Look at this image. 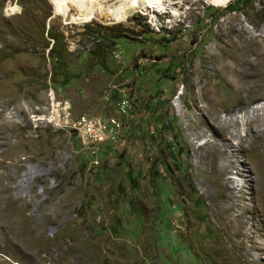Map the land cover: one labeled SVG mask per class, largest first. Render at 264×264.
I'll return each mask as SVG.
<instances>
[{
  "label": "rangeland",
  "instance_id": "374dc122",
  "mask_svg": "<svg viewBox=\"0 0 264 264\" xmlns=\"http://www.w3.org/2000/svg\"><path fill=\"white\" fill-rule=\"evenodd\" d=\"M97 3L80 25L0 0V264H264V0L124 24ZM125 93L98 159L51 118L117 117Z\"/></svg>",
  "mask_w": 264,
  "mask_h": 264
},
{
  "label": "bare ground",
  "instance_id": "6f19581e",
  "mask_svg": "<svg viewBox=\"0 0 264 264\" xmlns=\"http://www.w3.org/2000/svg\"><path fill=\"white\" fill-rule=\"evenodd\" d=\"M97 1H99V0H53V2L55 4V13L57 15H59V14L62 15L66 19V21L69 22V24H80V25L89 24V23L93 22L94 20H96L98 17L104 16V14L102 12L99 13V11H100L99 7L100 6L97 3ZM103 1H105V4H106V6H105L106 7V13H105L106 18L111 19L116 24H124V23L128 22V20L130 18L135 17V15L138 13L142 14L144 16L149 15V16H151L152 20H155V18L157 17L156 14H158V15L160 13L165 14L167 12V10H169L168 7H171L172 1H175V0H103ZM180 1H184V0H180ZM188 1L200 2L202 0H188ZM232 1L233 0H209V3L213 6H216V7L226 8L227 6H229V4L232 3ZM68 4H71V6L75 7L74 10L76 11L77 15H71V13L74 11H73V9H70L68 7L69 6ZM176 14L177 13H175V15ZM181 93H182V91L180 92V94ZM258 110H260V108L253 109V110L249 111L246 115L240 116L239 118L242 119L243 124L248 123V121H250V119H252L255 116V114ZM236 121H233V122L235 123ZM29 176L30 175H26V177H28V178H29ZM17 224H19L21 226L20 223L15 222L13 225V228L15 227L19 231L22 230V232L25 231L24 233H26L27 230L26 229L24 230V229L18 227ZM28 232H30V231L28 230ZM34 235L35 234H32L31 235L32 237L30 236L29 239H28V237L27 238L25 237V238L27 240L31 239L30 241L32 243L37 244V241H36L37 236L35 237ZM11 236H13V235H11ZM16 237H18V236H16ZM25 238H22V240H25ZM31 242H30V244H31ZM48 245H49V243H48ZM77 249H78V247H77ZM36 264H38V263H36Z\"/></svg>",
  "mask_w": 264,
  "mask_h": 264
},
{
  "label": "built area",
  "instance_id": "2783aa9c",
  "mask_svg": "<svg viewBox=\"0 0 264 264\" xmlns=\"http://www.w3.org/2000/svg\"><path fill=\"white\" fill-rule=\"evenodd\" d=\"M116 90V89H115ZM111 95H108L109 101ZM50 108L51 118L61 113V126L76 134L91 155V158L98 159L105 150L115 147L124 137L125 124L123 119L134 112V104L128 93L119 97L117 102V117L79 115L73 118L71 108L55 107ZM48 122L51 123L49 120ZM96 164L99 165L98 160Z\"/></svg>",
  "mask_w": 264,
  "mask_h": 264
},
{
  "label": "clouds",
  "instance_id": "9594fccd",
  "mask_svg": "<svg viewBox=\"0 0 264 264\" xmlns=\"http://www.w3.org/2000/svg\"><path fill=\"white\" fill-rule=\"evenodd\" d=\"M170 19H167L166 22H168Z\"/></svg>",
  "mask_w": 264,
  "mask_h": 264
},
{
  "label": "trees",
  "instance_id": "16d2710c",
  "mask_svg": "<svg viewBox=\"0 0 264 264\" xmlns=\"http://www.w3.org/2000/svg\"><path fill=\"white\" fill-rule=\"evenodd\" d=\"M54 40V39H53Z\"/></svg>",
  "mask_w": 264,
  "mask_h": 264
}]
</instances>
